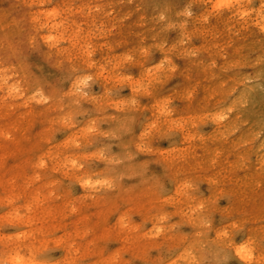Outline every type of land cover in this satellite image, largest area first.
Here are the masks:
<instances>
[{
    "label": "rangeland",
    "instance_id": "374dc122",
    "mask_svg": "<svg viewBox=\"0 0 264 264\" xmlns=\"http://www.w3.org/2000/svg\"><path fill=\"white\" fill-rule=\"evenodd\" d=\"M0 264H264V0H0Z\"/></svg>",
    "mask_w": 264,
    "mask_h": 264
}]
</instances>
